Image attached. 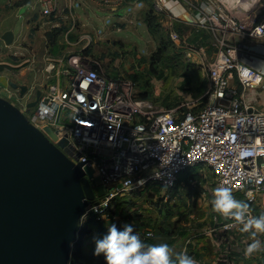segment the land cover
<instances>
[{"label":"built area","instance_id":"1","mask_svg":"<svg viewBox=\"0 0 264 264\" xmlns=\"http://www.w3.org/2000/svg\"><path fill=\"white\" fill-rule=\"evenodd\" d=\"M85 1L108 6L121 0ZM182 1L194 12V25L214 32V45L223 47L212 69L213 85L204 107L133 120L114 98V81L96 68L86 69L79 56L71 64L62 57L51 59L46 71L52 79L40 88L36 105L28 107L27 100L24 108L20 106L40 129L50 126L59 131L57 139L51 137L55 143L66 137L78 155L77 162L83 161V167L93 171L90 180L99 178L106 187L82 219L103 212L117 195L139 191L150 183L169 191L182 171L195 166L213 173L216 188L228 186L234 197L247 202L246 215L254 216L256 207H264V108L251 99L253 92L264 94V73L255 68L264 62V50L260 43H246L264 39L256 34L258 26L264 25V6L233 16L240 11L228 8L225 0H208L215 5L211 10H204L201 0ZM39 2L53 13L59 0ZM153 8L167 21L174 19L162 0H155ZM227 32L236 36L234 42L228 41L232 36ZM172 37L179 40L173 32ZM244 63L253 67L250 76L242 75ZM222 215L226 219L223 228H240L233 217ZM146 236L151 238L153 232L149 230Z\"/></svg>","mask_w":264,"mask_h":264},{"label":"rangeland","instance_id":"2","mask_svg":"<svg viewBox=\"0 0 264 264\" xmlns=\"http://www.w3.org/2000/svg\"><path fill=\"white\" fill-rule=\"evenodd\" d=\"M235 1L225 0L228 8L240 11L231 13L233 16H243L245 9L257 10L264 6V0H240L241 4L236 6L238 8H232ZM7 2L0 0V5ZM142 8L141 2H131L116 14L101 7L90 11L89 18L77 8V14L87 23V31L79 28L68 34V25L62 24L65 30L58 36L59 49L54 53L47 32L55 26L59 15L56 16L55 12H38L37 17L30 19L31 25L27 28L24 26L26 30L22 33L21 24L29 9L27 5L22 6L18 14L20 18L14 19L13 31L16 36L20 34L14 37L13 43L5 45L1 35L3 28L0 30V39L4 42L0 52V61H3L0 62V69L7 70L11 80L28 84L29 89L21 97L19 90L12 88L6 98L24 108L27 100H31L35 92L52 79L46 71L51 59L62 57L67 64H71L73 58L79 56L86 69L96 68L101 75L114 81V98L120 109L130 114L133 120L173 109L184 111L204 107L213 85L212 69L223 49L214 45V32L189 23H177L176 20L169 22L165 15L154 9L160 22L158 32L154 33L138 17ZM129 13H133L137 32L131 28L127 31L115 30L114 34L127 35L131 40L114 39L115 36L110 33L101 38L98 36L110 26L116 28L118 25L115 22L124 20ZM1 18L2 15L0 22ZM177 26L190 28L183 31ZM172 32L179 36L178 41L172 37ZM227 33V36H232V40L228 41L234 42L236 36L233 32ZM159 35L169 41L168 50L161 57L151 58L158 48ZM246 43L254 45L257 41L249 40ZM193 170L196 174L194 177L169 191L163 187L156 189L154 185L139 192L119 194L111 199L104 213L98 212L96 218L85 216L82 222L87 223L91 230L85 236L84 251L93 254L95 239L103 236L110 224L123 229L127 222L133 224V231L138 233L145 246L168 243L171 247L170 258L174 261L178 259V253L193 257L194 254H204L206 256L203 258L209 259L208 255L216 252L218 262L223 263V258H227L225 253L232 260L239 247L240 259L244 263L254 262V252L245 255V247L251 239L235 246V240L233 242L229 236L233 231L241 230L242 225L238 230H226L222 227L225 216L212 208L216 188L213 173L203 166H195ZM97 181L100 184L99 178ZM261 213H264V209L257 207L254 216ZM217 218L220 223H216ZM149 230L153 232L151 238L146 236Z\"/></svg>","mask_w":264,"mask_h":264},{"label":"water","instance_id":"3","mask_svg":"<svg viewBox=\"0 0 264 264\" xmlns=\"http://www.w3.org/2000/svg\"><path fill=\"white\" fill-rule=\"evenodd\" d=\"M2 39L13 43L14 31L6 30ZM10 85L21 97L29 89L13 80ZM40 95L38 89L27 106ZM44 130L0 95V264H70L87 207L106 193L90 180L93 171L77 162L68 139L55 143L59 131Z\"/></svg>","mask_w":264,"mask_h":264},{"label":"crops","instance_id":"4","mask_svg":"<svg viewBox=\"0 0 264 264\" xmlns=\"http://www.w3.org/2000/svg\"><path fill=\"white\" fill-rule=\"evenodd\" d=\"M162 1L166 5V8L170 12V14L174 17V19L172 20H176L181 23H189V24L194 25V18H195L194 12L190 11L182 0H162ZM239 1L240 0H236L235 2L238 3V5H240L241 3H239ZM131 2H138V3L141 2L143 4V8L140 10L138 17L144 24L147 25L145 21V14L150 8L153 7L154 5L153 0H121L118 3H113L105 7L99 6L100 4L98 5V3L95 4L91 1H85V0H59L58 8L54 13L56 16L59 15V19L54 22V25L55 26H60L62 24L68 25V28L66 27L68 34L69 33L72 34L76 30H79V28H84L82 30L87 31L86 30L88 27L87 23L81 19L79 14H77L76 12L77 8L85 12V14L89 18L90 11H95L96 8L102 7V8L110 9L113 12L115 11L116 14H118V10L120 8H123L125 4H131ZM149 2H151L152 4L150 5ZM200 4L204 10H211L215 6L214 3L209 2L208 0H201ZM24 5H27L29 9H28V12L24 15V19L21 24L20 32L22 33L26 30L24 26H26V28L29 27L32 23L30 19L32 17H37L38 12H41V11L48 12L40 4L39 0H8L7 4L0 5V16L2 15V18H1L2 20L0 22V30L3 28L2 33H4L6 30H9V29L14 30L13 25L16 22V20L14 19L20 18V15L18 14H19L20 8ZM132 15L133 13H129L128 17H125L124 20H118L117 22H115L117 23L116 25H118L116 28H113V26H110L106 29L105 32H103L102 34H99L98 36H100L101 38L102 36L104 37L106 36V34L110 33V35L115 36V37L112 36L114 39L120 38L122 40H125V39L131 40L130 38L127 37V35H122V36L115 35L114 31L115 30L122 31V29H125L123 31H127L128 29L132 28V30H135V32H137V26L132 18L133 17ZM90 19L92 20L91 17ZM164 21L165 20H163V22ZM19 34L16 36L14 33V37H18ZM98 36H95V37L99 38ZM67 41H70V40L67 39ZM257 44L260 49L264 50V39L257 41ZM3 47H4V42L2 39H0V52ZM257 59H259V57ZM0 62H3V61H0ZM252 63H256V60L253 61ZM14 66H18V64H15ZM10 81L11 79H10V74L8 73V71L0 69V95L1 96L7 97V94L11 92L12 87L10 85ZM248 94L250 95V92ZM251 99L255 103H257V105L264 108V94L262 95V94H257L253 92L251 94ZM229 236L233 240V242L235 240L234 245L239 246L240 242H243V241L247 242V240H250L253 238H259L261 241H263L264 232H258L256 237H251L249 233H245V232H242L241 230H238L237 232H234L232 235H229ZM239 250H240L239 247L236 248L235 254L232 255V258H233L232 260L229 259L228 253H225L227 255V258H223V263L218 262V258L215 257V254L217 255L216 252L212 253L211 255H208L209 259L203 258L206 256L204 254H200V255L194 254V257L193 256L191 257L197 261V264H264V248L254 251L255 261L251 263H248V262L244 263L242 259H240L241 254Z\"/></svg>","mask_w":264,"mask_h":264},{"label":"clouds","instance_id":"5","mask_svg":"<svg viewBox=\"0 0 264 264\" xmlns=\"http://www.w3.org/2000/svg\"><path fill=\"white\" fill-rule=\"evenodd\" d=\"M257 35H264V25L258 26ZM242 75L252 74V66L246 63ZM257 72L264 73V62L255 67ZM140 180L138 183H142ZM212 208L221 214L231 216L242 225L241 231L256 237L258 232H264V213L258 216L246 215L249 211L247 202L237 199L228 186L214 189ZM264 248V241L253 238L245 247V255ZM171 247L168 243H153L145 246L138 233L133 231L132 223H125L123 229L116 224L108 226L107 232L95 239L94 255L103 253L106 264H197V261L186 253H178V259L170 258Z\"/></svg>","mask_w":264,"mask_h":264},{"label":"trees","instance_id":"6","mask_svg":"<svg viewBox=\"0 0 264 264\" xmlns=\"http://www.w3.org/2000/svg\"><path fill=\"white\" fill-rule=\"evenodd\" d=\"M151 5L152 3L149 2ZM145 21L149 27V29L157 33L158 32V26H160V22H158V15L155 14L153 7L150 8L146 14H145ZM179 23V22H177ZM176 23V24H177ZM187 28L190 26H186ZM187 28H183L181 26H177V29L185 31ZM65 27L63 25L60 26H55L53 27L50 31L47 32V36H49V42H51L52 47H53V52L56 53L58 52L59 45H57V40L59 34H61L64 31ZM160 40H159V45L158 48L155 50L151 58H154V56L161 57L165 54L166 50H168V42L165 40L164 37L159 35ZM98 68V66H96ZM196 174L194 173L193 169H189L186 171H182L179 174L178 181L175 186H177L179 183L182 182H188L191 177H194ZM155 185V186H154ZM150 186H154V188L158 189V187H161L159 183H150L147 186H145L143 189L149 188ZM174 186V187H175ZM139 190V191H141ZM138 191V192H139ZM257 208V207H256ZM96 218V215L94 214L93 216ZM90 227L87 225V223H81L80 229L78 231L77 238L75 239L73 246H72V255L70 259V264H106L105 258L103 253L100 255H94V254H88L84 251V245H85V236L90 232Z\"/></svg>","mask_w":264,"mask_h":264},{"label":"flooded vegetation","instance_id":"7","mask_svg":"<svg viewBox=\"0 0 264 264\" xmlns=\"http://www.w3.org/2000/svg\"><path fill=\"white\" fill-rule=\"evenodd\" d=\"M36 93H37V91L35 92L34 96L31 98L30 101H32V100H34V99L36 98ZM30 108H31V107H30Z\"/></svg>","mask_w":264,"mask_h":264}]
</instances>
